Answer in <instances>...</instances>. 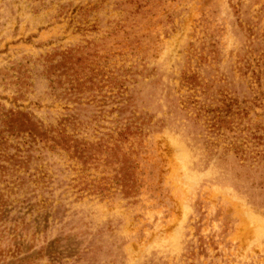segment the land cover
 Segmentation results:
<instances>
[{
    "label": "rangeland",
    "instance_id": "obj_1",
    "mask_svg": "<svg viewBox=\"0 0 264 264\" xmlns=\"http://www.w3.org/2000/svg\"><path fill=\"white\" fill-rule=\"evenodd\" d=\"M0 264H264V0H0Z\"/></svg>",
    "mask_w": 264,
    "mask_h": 264
}]
</instances>
